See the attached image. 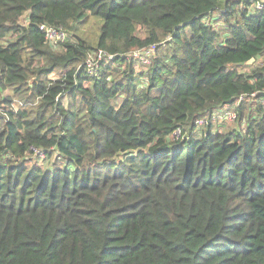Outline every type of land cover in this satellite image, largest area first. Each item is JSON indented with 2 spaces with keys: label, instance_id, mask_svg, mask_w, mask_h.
Returning a JSON list of instances; mask_svg holds the SVG:
<instances>
[{
  "label": "trees",
  "instance_id": "obj_1",
  "mask_svg": "<svg viewBox=\"0 0 264 264\" xmlns=\"http://www.w3.org/2000/svg\"><path fill=\"white\" fill-rule=\"evenodd\" d=\"M251 8L0 0V264H264V10ZM92 16L95 45L80 35ZM42 25L73 40L55 49ZM151 46L138 72L127 55ZM98 49L115 59L91 78L79 67ZM235 109L239 127L196 128Z\"/></svg>",
  "mask_w": 264,
  "mask_h": 264
},
{
  "label": "built area",
  "instance_id": "obj_2",
  "mask_svg": "<svg viewBox=\"0 0 264 264\" xmlns=\"http://www.w3.org/2000/svg\"><path fill=\"white\" fill-rule=\"evenodd\" d=\"M255 7V11H263L264 10V0H249ZM251 8V9H252ZM42 31L45 34L46 41L52 45H63L69 40L70 34L67 29H64L62 27H54V26H46L42 25L41 27ZM157 46H151L147 50H139L140 52H144L149 55V53H154ZM150 58V57H149ZM115 59L114 55L109 54L107 51L98 49L94 50L89 56L87 57L85 61V68L89 70V68L93 65H97L99 68L101 67V64L106 62L109 63ZM145 63H150V59L144 60ZM96 68L95 70H97ZM238 119V113L234 111H220L216 114H212L209 118H203L198 121H196L195 125L197 129H204L207 126L213 125V124H219V121L222 122H232L236 121ZM174 138L180 139L184 138L182 129H178L174 132ZM36 154H39L40 156L44 157L42 153H40L38 150H35Z\"/></svg>",
  "mask_w": 264,
  "mask_h": 264
},
{
  "label": "rangeland",
  "instance_id": "obj_3",
  "mask_svg": "<svg viewBox=\"0 0 264 264\" xmlns=\"http://www.w3.org/2000/svg\"><path fill=\"white\" fill-rule=\"evenodd\" d=\"M252 10H255V7L254 6H253ZM205 22L214 25V27L217 30H220L221 31V30L224 29V27H220L222 25V22L220 21V16L218 14H212L211 16H209L208 18L205 19ZM101 24H102V19L97 18V17H93V16L90 17V19L88 21V24L86 26H84L82 28V30L80 31L81 37L84 38L85 40L87 39V41L89 40L93 45H95L96 44V41H97V38H98V35L100 34V26H101ZM69 33H70L71 39L73 40V38L71 36V32H69ZM167 41L170 42L171 41V38L168 37V39L165 42H163V45H162L163 47L166 45ZM60 46L61 45H57V46H53V47L55 49H59ZM152 52L149 53V55H148V54L144 53L143 51L140 52L139 50H137V51L128 53L127 56L129 58H132V59L138 61V62H136V65H137V68H138L137 71L138 70L139 71L140 70L146 71L145 69L150 66L151 61H150V63H145L144 60L150 59L152 57V55H153ZM84 67H86L85 66V62L83 63V65L81 67H79V70H82ZM96 68H98V69L95 70ZM84 71H85V75H88L91 78H97V77H100V75H101L100 68L97 65L91 66L89 68V70H87L85 68ZM56 74H59V72L57 71ZM2 94L4 96H7L8 95V92L2 93ZM22 102L24 103L25 101H22ZM67 103H68V100L65 98L64 99V104L66 106L68 105ZM230 111L236 112V109L235 110H230ZM238 119H239V113H238ZM238 119L236 121H232V122H222V121H219L218 120L219 124H217V125L216 124H213L214 131L220 130V131L226 132L228 130L234 129L235 127H239ZM40 163L46 169H48L50 167V164H51L49 161L47 163H45V161H42ZM70 168L72 169V167H70Z\"/></svg>",
  "mask_w": 264,
  "mask_h": 264
},
{
  "label": "water",
  "instance_id": "obj_4",
  "mask_svg": "<svg viewBox=\"0 0 264 264\" xmlns=\"http://www.w3.org/2000/svg\"><path fill=\"white\" fill-rule=\"evenodd\" d=\"M254 61H255V60L252 59V60L249 62V64L252 65V64L254 63Z\"/></svg>",
  "mask_w": 264,
  "mask_h": 264
}]
</instances>
